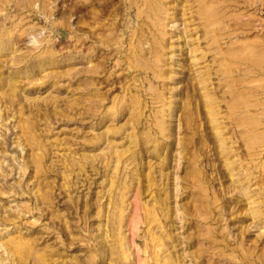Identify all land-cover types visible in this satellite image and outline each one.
<instances>
[{
	"label": "rangeland",
	"instance_id": "obj_1",
	"mask_svg": "<svg viewBox=\"0 0 264 264\" xmlns=\"http://www.w3.org/2000/svg\"><path fill=\"white\" fill-rule=\"evenodd\" d=\"M0 264H264V0H0Z\"/></svg>",
	"mask_w": 264,
	"mask_h": 264
},
{
	"label": "bare ground",
	"instance_id": "obj_2",
	"mask_svg": "<svg viewBox=\"0 0 264 264\" xmlns=\"http://www.w3.org/2000/svg\"><path fill=\"white\" fill-rule=\"evenodd\" d=\"M109 5V4H108Z\"/></svg>",
	"mask_w": 264,
	"mask_h": 264
}]
</instances>
